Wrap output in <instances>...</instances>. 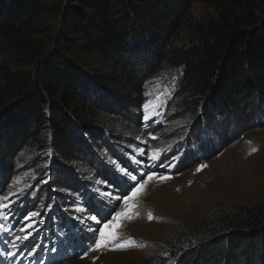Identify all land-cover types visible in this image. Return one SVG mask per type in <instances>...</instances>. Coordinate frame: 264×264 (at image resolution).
Instances as JSON below:
<instances>
[{
	"label": "trees",
	"instance_id": "16d2710c",
	"mask_svg": "<svg viewBox=\"0 0 264 264\" xmlns=\"http://www.w3.org/2000/svg\"><path fill=\"white\" fill-rule=\"evenodd\" d=\"M17 2L0 0V41L11 46L8 53L0 51V168L5 177L15 173L18 155L30 150L46 153L51 163L59 161L52 163L50 183L64 185L77 159L87 162L88 147L104 132L113 135L103 129L105 115L115 113L137 126L132 111L144 100L145 84L173 69L168 127L175 123L170 107L177 99L187 122L246 110L250 123L254 110L264 109V0ZM195 3L211 7L212 16L197 19ZM53 17L60 27L47 49L38 35ZM149 27V46L129 49L143 44ZM85 53L97 54L106 67L92 74L85 70L83 78L75 67ZM83 82L91 89L81 91ZM38 162L30 165L35 173L41 170ZM182 232L164 242L176 264H264V204L221 211L195 245V236L181 239ZM156 263L166 264L159 252Z\"/></svg>",
	"mask_w": 264,
	"mask_h": 264
},
{
	"label": "rangeland",
	"instance_id": "374dc122",
	"mask_svg": "<svg viewBox=\"0 0 264 264\" xmlns=\"http://www.w3.org/2000/svg\"><path fill=\"white\" fill-rule=\"evenodd\" d=\"M15 1L17 2V0ZM11 4L16 3L12 1ZM193 13L197 19L203 21L212 16L213 10L204 3H195ZM44 16L42 17L44 18ZM54 20H56L54 17L52 20H47L48 24L43 27L44 30H41L38 35V39L45 42L47 49H51L52 38L57 37V31L60 27L57 20ZM41 21L46 20L41 19ZM152 31L153 27L146 30L147 35L143 36L145 37L143 44L128 46V48L135 52L143 51L149 46L150 42L146 39L148 35L152 36ZM9 47H11L9 44L0 41V51L8 53ZM10 54L15 58L17 56L22 57L19 53ZM81 58V62L78 63L80 66L75 68L83 78L87 75L85 70L92 74L94 73L92 70L99 72L107 65L94 53L82 54ZM26 62L28 63V60ZM28 65V68H32L33 62H29ZM37 65L36 63L35 66ZM165 73L168 77L177 75L175 69ZM166 74L156 75L145 84L143 96H153L155 100L147 104V108L144 107L146 104L143 105V116L159 112L161 99L155 90L166 83ZM87 89H91L88 83L80 84L81 91ZM178 102L177 99L174 106L170 107L171 118L173 119L171 122L175 123L171 127H167V135L170 136L168 137L169 141L155 142L149 147L162 148L168 143H175L182 135L184 125L188 124L189 121L187 122V115L180 112ZM133 112L135 113V111ZM220 116L226 120L229 129H232L234 124L237 127L234 130L235 134H229L220 149L204 160L203 165L207 166L200 171H197L199 166L184 167L175 174L168 175L170 179L166 181L152 180L135 200L137 205L135 211L138 212V215L134 213L132 219L122 220L117 230L120 241H125L131 237L138 244L126 248L114 247L113 249L110 245L94 251L87 257L70 259L57 264H157V252L166 258V264H168L170 261L173 262L175 257L171 253L172 251H169L170 247L166 246L164 242L170 240L172 236H174L172 241L177 240L176 234L183 231L180 236L181 239L187 238L188 234L191 237L195 236L191 243L195 245L196 242L205 239L202 229L208 226L215 215L221 211L238 209L241 206L264 204V122L261 125H255V121L252 119V123H248L246 120L251 116V113L246 112V110L235 113L228 110ZM261 116H264V112L261 113ZM217 118L221 117H214V119ZM102 120L103 129L109 130L112 134H120L126 138L139 134L136 128L138 125L133 126V121L127 123L115 113L105 115ZM189 120L195 121L193 118ZM165 131L166 128H162L160 132L164 133ZM18 156L20 157L14 163L19 169L18 174L14 175L9 185V188L16 190L25 189L34 183L35 177L40 180L38 184L42 185L44 174L49 172L52 163L60 164L58 160L51 163L46 153L44 155L27 150ZM36 159L39 160L38 165L41 170L35 173L31 170L30 165ZM74 165L78 173L89 169L84 160L77 159ZM45 181L46 187L50 188L52 186L50 181L48 179ZM122 209L121 199L113 214ZM149 212L152 213V220L148 219ZM65 245H67L66 242H63L59 246ZM59 246L56 243V247ZM53 252H56V249ZM54 259L55 261L59 260L58 253L54 255ZM49 262L51 263L52 260Z\"/></svg>",
	"mask_w": 264,
	"mask_h": 264
},
{
	"label": "snow or ice",
	"instance_id": "6c2138e0",
	"mask_svg": "<svg viewBox=\"0 0 264 264\" xmlns=\"http://www.w3.org/2000/svg\"><path fill=\"white\" fill-rule=\"evenodd\" d=\"M144 107L147 108L148 105L146 104ZM156 115L157 113L155 112L151 114H146L144 115L143 119L145 123H148L153 121ZM152 138L156 139L155 136H153ZM139 151L141 152V155H147L148 160L152 164H156V162L161 158V156L164 155L166 149H151L147 153L144 149H140ZM253 151H255V149H253ZM172 159L176 160L177 157L174 156ZM158 166L162 168L165 166L172 167V164H159ZM206 166L207 165H200L197 168V171H200ZM120 171L122 174H127L123 168H121ZM129 178L135 184V186L131 188V191L127 195H124L122 197L123 209L121 211H116L112 215L111 219H107L106 215L100 216L99 213L85 218L87 220L95 222L98 227V234L94 245L95 249H101L110 245H114L115 248H126L135 245L136 242L131 237H129L125 241H120L117 230L120 227L122 220L132 219L134 213L138 215V212L135 211L137 208L135 200L145 189V187L149 184V182L154 179L159 181H166L170 179V176L158 175L154 170H152L148 171L146 177L140 180L139 182L138 177L136 175H131ZM42 182L46 183V181ZM22 195L23 192L20 191L17 193H9L8 195L0 198V219L7 221L10 216H14L16 214L15 212L11 211V209L15 207L17 201ZM105 195H108L111 198V193H105ZM13 196H15L17 199L13 200ZM115 199L118 202L120 201V197H115ZM47 207L48 209H51L53 205L49 204ZM74 210L78 213H83L85 211V209L80 206H76ZM40 215L41 213L35 210L28 212L26 215H23L24 223L18 229V233L14 235H9L6 240L2 241L5 244V247L3 249H0V255L5 256L7 258H11L13 260L20 261L23 260L25 255L33 256L36 253L37 249L40 247V245L35 244V242L32 241L30 238L33 236L34 230H36V224L41 222L36 219ZM148 219H153L151 212L148 213ZM105 220L106 222H103ZM0 231L7 234L9 230L3 225H0ZM89 231H93V229L90 227ZM34 244L35 246H33ZM26 248H30L31 250L28 252L23 251V249ZM52 251H55V248H53ZM85 255H87V253H85Z\"/></svg>",
	"mask_w": 264,
	"mask_h": 264
}]
</instances>
